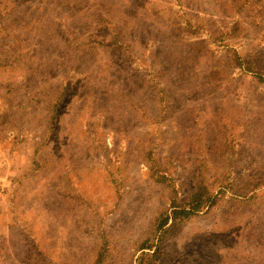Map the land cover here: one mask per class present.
Masks as SVG:
<instances>
[{"label":"rangeland","instance_id":"obj_1","mask_svg":"<svg viewBox=\"0 0 264 264\" xmlns=\"http://www.w3.org/2000/svg\"><path fill=\"white\" fill-rule=\"evenodd\" d=\"M235 52L264 68V0H0V264H136L199 165L263 182L264 83ZM227 192L156 264L264 263L242 228L264 183Z\"/></svg>","mask_w":264,"mask_h":264},{"label":"trees","instance_id":"obj_2","mask_svg":"<svg viewBox=\"0 0 264 264\" xmlns=\"http://www.w3.org/2000/svg\"><path fill=\"white\" fill-rule=\"evenodd\" d=\"M234 61L237 67L253 75L260 83H264V68L261 57L252 54L244 58L235 52ZM149 161L151 162L152 175L158 182H165L167 177L160 172L158 161L153 158V156H149ZM203 169L202 165H199L195 170V191L188 200H181L178 196V192L173 189V197L171 198L169 208L157 215L153 222L154 237H147L139 246L140 254L136 264H156L159 262L163 257L167 236L171 232L174 224L187 222L203 212L213 211L224 202L223 200L228 194V189L235 191L234 195L237 197H247V193L250 194L256 191V189L264 183V181L258 182V180L250 177L242 186H237L233 182L224 184L223 180L219 177L206 176ZM247 199L249 201L256 198L253 196ZM260 219L261 216L251 217L249 220L250 226H242V228L247 231V234L244 236L245 239L241 236L247 246L249 245L250 239L256 241V237L260 235V231L255 233L257 232V227L262 228L261 240H264V218ZM105 249L106 245L99 250L92 264H104L106 255ZM252 252L253 251L249 250V255Z\"/></svg>","mask_w":264,"mask_h":264}]
</instances>
